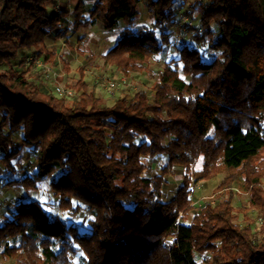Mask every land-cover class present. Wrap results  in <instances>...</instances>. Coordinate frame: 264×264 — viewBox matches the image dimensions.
<instances>
[{"label": "trees", "instance_id": "16d2710c", "mask_svg": "<svg viewBox=\"0 0 264 264\" xmlns=\"http://www.w3.org/2000/svg\"><path fill=\"white\" fill-rule=\"evenodd\" d=\"M73 1L70 9L56 0H0V66H8L0 72L1 177L28 196L0 221L1 259L264 264V0H206L196 19L185 12L190 21L171 47L178 57L153 76L148 94L117 96L110 106L88 88L83 70L66 86L68 98L12 63L33 51L27 62L63 70L46 40L99 26L118 35L106 65L146 72L153 58H166L168 28L181 16L174 0ZM141 10L149 26L138 25ZM23 148L26 170L18 171ZM158 156L166 161L150 174ZM174 167L181 182L165 201ZM219 175L212 198L194 206L193 187ZM45 187L53 206L34 198ZM242 208L256 213L259 232L248 218L239 222Z\"/></svg>", "mask_w": 264, "mask_h": 264}, {"label": "rangeland", "instance_id": "374dc122", "mask_svg": "<svg viewBox=\"0 0 264 264\" xmlns=\"http://www.w3.org/2000/svg\"><path fill=\"white\" fill-rule=\"evenodd\" d=\"M67 2L68 7L71 9L75 5L73 0H56V2ZM206 0H174V8L176 14L181 16V22H176L175 25H171L168 28L170 36V46L167 47L166 58L155 57L147 65L148 70L146 72H130L128 75H124L123 72L116 69L113 66L106 65L104 63V54L115 44L117 39V31L106 32L99 26L82 28L77 32H70L58 39H47L48 49L54 53V56L63 60V77H58L55 81H51L50 78H45L42 70L35 67L31 62H27L28 58L35 55V52H27L23 50L19 53L17 60L12 63V66L18 70H25L27 68L26 76L28 79L34 80L39 75L40 82L51 87V85H61L66 88L75 85L79 79V70H83L84 81L88 88H93L96 95L102 100V102L110 106L115 97L125 95L127 93L133 94L136 91H143L145 93L150 92V88L153 84V76L160 72L165 64L171 58H177L178 54L171 48L172 45H177L182 37L181 31L184 30L185 25L183 22H188L185 12H192L191 17L197 18L198 7L203 5ZM94 0H87L86 3L90 4ZM59 4V3H58ZM195 8V10L193 9ZM52 9V8H51ZM57 9V8H55ZM194 19V20H195ZM151 21L149 20L146 11L141 10V16L138 21V25L149 26ZM182 25L184 27H182ZM81 42V43H78ZM63 43L65 45H63ZM26 55V57H25ZM20 60H23V64H20ZM27 63V66H26ZM65 63V64H64ZM7 65L0 66V72L6 71ZM44 77V78H43ZM52 79V78H51ZM109 82L115 83V86L110 87ZM52 88V87H51ZM112 88V89H111ZM72 92V91H71ZM73 96V93H72ZM70 96V97H72ZM16 142L20 144L21 133L15 135ZM28 149L23 148L21 156L18 158L19 165H16L17 170H26L24 165L27 162ZM166 161V157L158 156L156 160L150 165V174H158L160 167ZM15 164V161L13 162ZM197 169L201 168V160L196 165ZM4 167L0 163V221L6 214L7 208L13 205L18 200L28 198V196L19 188H12L5 186V180L2 179V172ZM28 174V171H25ZM180 168L174 167L171 173L166 176L167 183L163 187V200L167 201L175 196L177 187L180 185ZM222 175H219L208 182H202L196 184L192 189V203L194 206H199L205 200H209L213 196V192L218 186ZM264 184V181H263ZM264 186V185H263ZM44 192L35 194L34 198L38 199L44 204H51V193L45 187ZM236 191V190H235ZM236 193H240L239 191ZM242 200L246 202V197L243 195ZM236 208L241 206L238 200H234L233 204ZM53 206V204H51ZM245 207V205L243 206ZM239 214V222H243L244 218H248L252 222V229L254 233L259 232L260 222L256 213H251L249 210H244ZM196 211V209L194 210ZM194 213V212H192ZM190 213V215L192 214ZM180 214V213H179ZM181 215V214H180ZM77 224L80 225V231L86 230V226L83 220H77ZM0 264H12L11 260H3L0 257Z\"/></svg>", "mask_w": 264, "mask_h": 264}, {"label": "built area", "instance_id": "2783aa9c", "mask_svg": "<svg viewBox=\"0 0 264 264\" xmlns=\"http://www.w3.org/2000/svg\"><path fill=\"white\" fill-rule=\"evenodd\" d=\"M57 58H58V63L60 64L61 58L58 57V55H57ZM32 62H35V64L38 67H40L44 70L46 79L49 77L50 74H52V77L55 79L60 77V76H61V78L63 77V70L60 68H59V71L56 72L52 69V67H50L47 64L41 63L40 61L36 60L35 58H32ZM109 85H110V87H114L115 83L111 82ZM52 91H53L54 95H56L58 97L66 96L69 98L70 96H72V92L70 90H66L61 85H53Z\"/></svg>", "mask_w": 264, "mask_h": 264}, {"label": "crops", "instance_id": "0c3cea01", "mask_svg": "<svg viewBox=\"0 0 264 264\" xmlns=\"http://www.w3.org/2000/svg\"><path fill=\"white\" fill-rule=\"evenodd\" d=\"M47 44V43H46ZM48 45V44H47Z\"/></svg>", "mask_w": 264, "mask_h": 264}]
</instances>
